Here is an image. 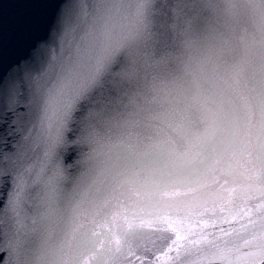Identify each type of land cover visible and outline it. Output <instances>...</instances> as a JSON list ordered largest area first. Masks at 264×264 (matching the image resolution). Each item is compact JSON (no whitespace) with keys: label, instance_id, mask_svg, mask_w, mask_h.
Returning <instances> with one entry per match:
<instances>
[{"label":"snow or ice","instance_id":"1","mask_svg":"<svg viewBox=\"0 0 264 264\" xmlns=\"http://www.w3.org/2000/svg\"><path fill=\"white\" fill-rule=\"evenodd\" d=\"M253 182L264 0H0V264H264Z\"/></svg>","mask_w":264,"mask_h":264},{"label":"water","instance_id":"2","mask_svg":"<svg viewBox=\"0 0 264 264\" xmlns=\"http://www.w3.org/2000/svg\"><path fill=\"white\" fill-rule=\"evenodd\" d=\"M215 2L219 3L221 5V8L223 9L224 5L232 2V3H243V0H215ZM235 14H242L240 13V10H234ZM220 17L223 20H229L233 17L234 12L233 11H221L219 13ZM258 175V174H257ZM215 191H219L216 189ZM261 186L259 183H251L249 185H240L237 184L233 187V190L228 194L230 198H236L239 197V206L242 212H245V215L243 219H241L239 216L236 218V220H231V223L234 224L237 228H239L240 223L247 224V221L249 218L256 221L257 226L259 225V207L260 205L264 204V200H261ZM215 198V195L211 196L210 199ZM167 199V198H166ZM249 208L255 209V211H247ZM148 211L145 209L142 211L139 207L132 206L131 210L129 212V216L132 215H144L145 212ZM162 213H164L163 218L159 222V226L161 228H166L167 220L174 221L177 225L179 224V217L174 214V212H169L167 209H160ZM224 215H228V211H225L223 213ZM25 223H28L25 221ZM185 229L189 227L188 222L185 221L184 223ZM219 227L228 228L229 224H220ZM247 227L251 229L253 227L252 224H247ZM107 230V225H105V231ZM146 232L150 231L148 227H145L144 229ZM194 231H198V229L193 228ZM208 232H212V228L208 227L206 229ZM218 234V233H217ZM248 249H244V251H247ZM190 259V257L182 250H177L175 247H173V250L168 253L166 257L162 256L160 257V264H186V261Z\"/></svg>","mask_w":264,"mask_h":264}]
</instances>
